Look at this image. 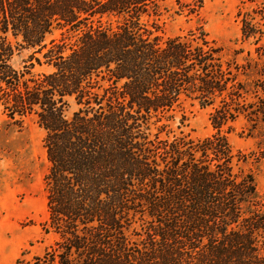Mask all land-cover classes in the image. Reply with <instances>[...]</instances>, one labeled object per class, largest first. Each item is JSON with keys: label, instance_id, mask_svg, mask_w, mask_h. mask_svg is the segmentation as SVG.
<instances>
[{"label": "trees", "instance_id": "obj_1", "mask_svg": "<svg viewBox=\"0 0 264 264\" xmlns=\"http://www.w3.org/2000/svg\"><path fill=\"white\" fill-rule=\"evenodd\" d=\"M159 6L0 0V108L36 116L45 131V231L57 236L13 264H264L255 177L223 131L236 114L222 97L232 78L221 48L158 34L147 17ZM57 28L72 34L48 44ZM252 31L243 19L245 37ZM8 35L32 49L22 67ZM185 99L214 108L213 134L176 132Z\"/></svg>", "mask_w": 264, "mask_h": 264}, {"label": "rangeland", "instance_id": "obj_2", "mask_svg": "<svg viewBox=\"0 0 264 264\" xmlns=\"http://www.w3.org/2000/svg\"><path fill=\"white\" fill-rule=\"evenodd\" d=\"M157 12H151L147 20L163 37L193 33L221 48L224 69L232 78L228 94L222 97H233L236 114L223 131L234 152L244 156L240 164L243 172L254 175L264 210V0H205L198 11L177 0H160ZM243 19L256 37H245ZM71 34L57 28L46 41L49 44ZM8 39L15 46L12 62L22 67L32 49L23 48L12 35ZM221 104L218 99L216 107ZM179 110L178 116L185 115L186 119L181 128L174 125L177 133L183 131L202 139L215 132L210 121L214 108L185 99ZM44 137L36 116L13 119L0 108V264L41 255L57 238L55 233L45 231V177L50 163Z\"/></svg>", "mask_w": 264, "mask_h": 264}]
</instances>
